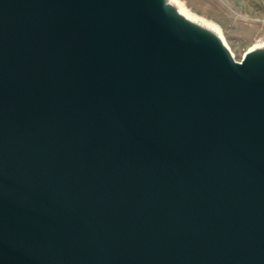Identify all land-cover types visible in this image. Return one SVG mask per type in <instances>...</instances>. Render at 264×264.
<instances>
[{"label": "water", "instance_id": "obj_1", "mask_svg": "<svg viewBox=\"0 0 264 264\" xmlns=\"http://www.w3.org/2000/svg\"><path fill=\"white\" fill-rule=\"evenodd\" d=\"M168 0H0V264H264V47Z\"/></svg>", "mask_w": 264, "mask_h": 264}, {"label": "rangeland", "instance_id": "obj_2", "mask_svg": "<svg viewBox=\"0 0 264 264\" xmlns=\"http://www.w3.org/2000/svg\"><path fill=\"white\" fill-rule=\"evenodd\" d=\"M188 13L208 22L240 60L264 42V0H177Z\"/></svg>", "mask_w": 264, "mask_h": 264}, {"label": "bare ground", "instance_id": "obj_3", "mask_svg": "<svg viewBox=\"0 0 264 264\" xmlns=\"http://www.w3.org/2000/svg\"><path fill=\"white\" fill-rule=\"evenodd\" d=\"M168 1H169V3H171L173 6H175V7L177 8V10L182 14V16H183V15L185 16V18H188V19H190L191 21L196 22V23H198V24H200V25H202V26L208 28V30H212V31H214V32H217V31L214 29L215 27H213V26H212L211 24H209L208 22H206V21L200 19V17L197 18L196 16L192 15L193 13H192V14L188 13L189 11H186L185 8H184L183 6H181V4H180L177 0H168ZM218 34H219V33H218ZM221 39H223L222 42H224V38H223V36L221 37ZM224 43H225V45L229 48V46L227 45V43H226V42H224ZM257 47H264V42H262V43H257V44L253 45V46L250 47V48H257ZM230 51H231V50H230Z\"/></svg>", "mask_w": 264, "mask_h": 264}]
</instances>
